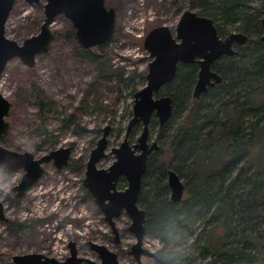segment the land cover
Masks as SVG:
<instances>
[{"label":"rangeland","instance_id":"obj_1","mask_svg":"<svg viewBox=\"0 0 264 264\" xmlns=\"http://www.w3.org/2000/svg\"><path fill=\"white\" fill-rule=\"evenodd\" d=\"M44 3L15 0L4 27L6 38L21 44L36 35L43 21ZM104 4L113 8L115 23L107 44L87 49L99 56L96 63L75 56L84 48L76 42L70 21L58 15L50 25L54 34L50 48L36 56L33 67L13 58L0 75V94L11 104L6 118L10 128L1 137L0 146L29 152L35 158L61 147L71 150L60 170L53 161L44 163L41 178L20 196L13 188L24 171L0 173V203L5 218L24 228L12 237L0 221V264H14L13 256L33 253L63 261L69 256L70 242H76L78 257L96 264L99 260L88 242L114 249L101 238L107 233V224L84 186L86 162L107 126L106 156L97 168L106 169L115 159L111 150L122 142L133 113L134 93L146 84L151 61L143 47L146 34L166 26L175 36L182 12L197 14L202 5L196 0H104ZM97 63L104 65L99 67ZM156 123L157 118L150 122L148 143L160 146L164 137L159 139ZM137 125L131 143L140 135L142 127ZM126 185H120V190ZM119 221L123 232L120 244L125 251L135 238L128 231L127 214L123 212ZM161 247L157 238L146 234L139 262L124 252L120 264H164L158 256Z\"/></svg>","mask_w":264,"mask_h":264},{"label":"trees","instance_id":"obj_2","mask_svg":"<svg viewBox=\"0 0 264 264\" xmlns=\"http://www.w3.org/2000/svg\"><path fill=\"white\" fill-rule=\"evenodd\" d=\"M196 1L197 14L213 21L220 38L236 31L247 41L211 65L221 82L198 98L192 94L196 62L179 63L155 94L171 98L172 112L156 123L164 140L146 160L137 205L145 211V235L162 243V259L163 250L186 242L182 264H264V0ZM75 56L99 58L87 49ZM168 169L183 180L178 202L170 199ZM4 226L12 237L24 231L8 221Z\"/></svg>","mask_w":264,"mask_h":264},{"label":"water","instance_id":"obj_3","mask_svg":"<svg viewBox=\"0 0 264 264\" xmlns=\"http://www.w3.org/2000/svg\"><path fill=\"white\" fill-rule=\"evenodd\" d=\"M39 3L41 0H25ZM15 0H0V75L8 61L18 58L25 66L33 67L35 58L49 50L54 34L50 30L54 18L62 15L74 29L76 42L84 49H93L107 42L114 30L115 13L106 8L104 0H44L43 21L39 32L25 39L21 44L6 38L4 27ZM261 41L264 43V20L261 22ZM247 37L241 32H233L220 38L210 18L185 10L179 17L175 36L166 26L151 29L145 36L143 47L151 58L148 64L145 86L134 93L133 113L129 120L122 142L111 150L115 159L106 169L97 168L105 156L107 136L110 128L102 131L96 146L91 150L85 166L84 186L96 199L108 220L124 211L131 223L130 230L135 236L131 253L136 260L142 254V240L145 236V211L138 208L137 200L141 190V180L146 169L148 156L159 148L157 142L148 143L149 125L152 117L163 124L171 115L172 103L169 96L155 94L174 77L179 63L196 62L199 67L193 97L198 98L207 88L221 82L220 75L211 65L222 56L232 57L234 45L242 46ZM11 112L10 102L0 94V137H4L10 123L7 117ZM137 124L141 132L135 143H130L129 133ZM70 148L61 147L48 154L35 158L29 152L19 153L0 146V173L12 174L22 169L24 174L13 188L18 196L29 189L43 175L42 165L53 161L57 170L67 164ZM126 180V188L118 191L115 183L119 177ZM166 183L172 202H178L184 195V184L172 169L167 170ZM0 221L6 222L3 205L0 203ZM70 254L63 262L42 254H24L12 257L14 264H82L77 257L74 243H69ZM102 264H119L116 255L103 245L91 244ZM90 264L94 262L88 261Z\"/></svg>","mask_w":264,"mask_h":264},{"label":"flooded vegetation","instance_id":"obj_4","mask_svg":"<svg viewBox=\"0 0 264 264\" xmlns=\"http://www.w3.org/2000/svg\"><path fill=\"white\" fill-rule=\"evenodd\" d=\"M235 46V45H234ZM130 141V140H129ZM131 143V142H130ZM105 156H106V154H105ZM105 156L103 157V158H105ZM115 157V156H114ZM102 160V159H101ZM112 164V163H111ZM110 164V165H111ZM109 165V166H110ZM108 166V167H109ZM107 167V168H108ZM122 177V176H121ZM121 177H119L118 179H117V181H116V183H115V188H116V190H118V191H122V190H120V184H119V180H120V178ZM124 178V177H123ZM125 179V178H124ZM125 182H126V180H125ZM126 188V187H125ZM124 188V189H125ZM123 189V190H124ZM89 192V191H88ZM90 193V192H89ZM90 195H91V193H90ZM92 196V195H91ZM93 197V196H92ZM94 198V197H93ZM94 200H95V203L97 204V207H98V209L100 210V212H102V214H103V220H104V222L107 224V233L106 234H103L102 235V237L101 238H104L107 242H109L111 245H112V247L114 248L113 250H110L106 245H104V244H97V243H93V242H88V247L91 249V251L92 252H94L95 254H96V256H97V258H98V260H99V262L97 263V264H102V261L100 260V258L98 257V254L92 249V247H91V244H97V245H103V246H105L108 250H110L111 252H113L115 255H116V259H117V261H118V263L120 264V257H122V253H124L125 252V255L126 256H131V257H133V259L136 261V262H139V260H140V258H139V260H136L135 259V257H134V255L131 253V246L135 243H132L131 245H129V247H128V249L127 250H125V251H123L122 250V248H121V240H122V237H123V232H122V230L120 229V216H121V214L124 212V211H121L117 216H113L112 218H111V220H108L107 219V216H105V214H104V212H103V210H102V208H100V206L98 205V203L96 202V199L94 198ZM138 206V205H137ZM139 208V207H138ZM125 213V212H124ZM3 214L5 215V212L3 211ZM126 214V213H125ZM128 216V215H127ZM8 221V220H7ZM6 221V222H7ZM5 223V222H4ZM130 223H131V221H130ZM130 223H129V225H128V231L134 236V234L132 233V231L130 230ZM134 238H135V236H134ZM74 243V247H75V249H76V255H77V257H78V249H77V244H76V242H73ZM69 245V244H68ZM68 249H69V254H70V248H69V246H68ZM142 254H143V248H142ZM142 254L140 255V257L142 256ZM80 258V257H79ZM66 259V258H65ZM65 259L63 260V261H65ZM56 260V259H55ZM84 261L82 262V264H90L87 260H85V259H83ZM56 261H58V260H56ZM63 261H58V262H63ZM96 264V263H95Z\"/></svg>","mask_w":264,"mask_h":264},{"label":"clouds","instance_id":"obj_5","mask_svg":"<svg viewBox=\"0 0 264 264\" xmlns=\"http://www.w3.org/2000/svg\"><path fill=\"white\" fill-rule=\"evenodd\" d=\"M190 245L186 242L184 245L170 247L163 250V261L164 264H182V259L188 254Z\"/></svg>","mask_w":264,"mask_h":264}]
</instances>
